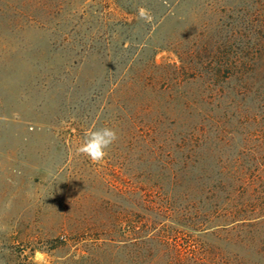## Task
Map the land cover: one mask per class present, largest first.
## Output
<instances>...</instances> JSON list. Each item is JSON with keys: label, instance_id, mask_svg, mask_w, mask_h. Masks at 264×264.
<instances>
[{"label": "rangeland", "instance_id": "374dc122", "mask_svg": "<svg viewBox=\"0 0 264 264\" xmlns=\"http://www.w3.org/2000/svg\"><path fill=\"white\" fill-rule=\"evenodd\" d=\"M167 1L0 0V264H264V0Z\"/></svg>", "mask_w": 264, "mask_h": 264}, {"label": "clouds", "instance_id": "9594fccd", "mask_svg": "<svg viewBox=\"0 0 264 264\" xmlns=\"http://www.w3.org/2000/svg\"><path fill=\"white\" fill-rule=\"evenodd\" d=\"M139 15L146 21H151L144 9H140ZM117 132L111 127H101L85 133L82 143L77 148V154L88 158L94 163L102 162L108 155V149L117 141Z\"/></svg>", "mask_w": 264, "mask_h": 264}, {"label": "trees", "instance_id": "16d2710c", "mask_svg": "<svg viewBox=\"0 0 264 264\" xmlns=\"http://www.w3.org/2000/svg\"><path fill=\"white\" fill-rule=\"evenodd\" d=\"M158 2H162L163 4H168V1L167 0H158ZM174 68V71H178V70H180V69H178V67L177 66H174L173 67ZM180 68V67H179ZM253 72L251 71H249V72H237V73H235L234 75H236L237 77H238V79H240V82H245L246 80L247 81H249V79L251 80V78H249L251 75H253L252 74ZM214 79H218V78H221L222 77V71L221 70H218L217 72H215L214 74ZM189 107V104L188 105H186V107Z\"/></svg>", "mask_w": 264, "mask_h": 264}]
</instances>
